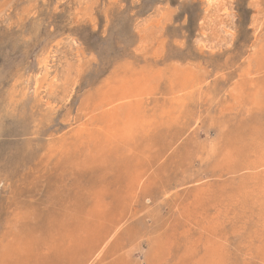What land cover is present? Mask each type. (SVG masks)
Returning a JSON list of instances; mask_svg holds the SVG:
<instances>
[{
  "label": "rangeland",
  "instance_id": "374dc122",
  "mask_svg": "<svg viewBox=\"0 0 264 264\" xmlns=\"http://www.w3.org/2000/svg\"><path fill=\"white\" fill-rule=\"evenodd\" d=\"M215 4L0 0V264H264V0Z\"/></svg>",
  "mask_w": 264,
  "mask_h": 264
},
{
  "label": "bare ground",
  "instance_id": "6f19581e",
  "mask_svg": "<svg viewBox=\"0 0 264 264\" xmlns=\"http://www.w3.org/2000/svg\"><path fill=\"white\" fill-rule=\"evenodd\" d=\"M79 1V0H78ZM204 1H206L208 4H209V6H210V4H212V3H218V2H220V1H222V0H204ZM89 3V2H88ZM216 5V4H215ZM225 8H226V6H225ZM1 11V10H0ZM227 12V11H226ZM220 13V12H219ZM229 16V15H228ZM171 21V20H170ZM221 22V21H220ZM221 24V23H220ZM219 25V24H218ZM224 28V27H223ZM203 29V28H202ZM229 37V36H228ZM231 37V36H230ZM146 41V40H145ZM210 42H212V41H210ZM229 42V41H228ZM231 42V41H230ZM144 43V42H143ZM215 43V42H214ZM207 48V47H206ZM216 50V49H215ZM70 64V63H69ZM68 67V66H67ZM120 69V68H119ZM122 69V68H121ZM152 69V68H151ZM207 72V71H206ZM118 73V72H117ZM128 73V72H127ZM126 74V73H125ZM261 75V74H260ZM61 81V80H60ZM63 84V83H62ZM53 85H54V83H53ZM52 86V85H51ZM58 86V85H57ZM56 89V88H55ZM180 91V90H179ZM54 92H56L55 90H54ZM182 92V91H181ZM49 93V92H48ZM182 94V93H181ZM191 95V94H190ZM135 98V97H134ZM67 99H68V97H67ZM140 99V98H139ZM96 101V100H95ZM94 102V101H93ZM126 105V104H125ZM91 109V108H90ZM107 109V108H106ZM178 110V109H177ZM80 121V120H79ZM86 130V129H85ZM178 167V166H177ZM42 238V237H41ZM72 238V237H71ZM34 242V241H33ZM26 245V244H25ZM37 246V245H36ZM10 248V247H9ZM37 248V247H36Z\"/></svg>",
  "mask_w": 264,
  "mask_h": 264
}]
</instances>
